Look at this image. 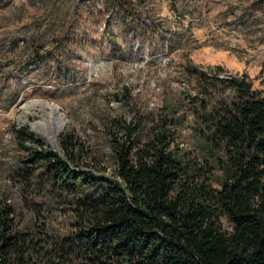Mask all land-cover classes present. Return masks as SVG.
<instances>
[{"label":"trees","instance_id":"obj_1","mask_svg":"<svg viewBox=\"0 0 264 264\" xmlns=\"http://www.w3.org/2000/svg\"><path fill=\"white\" fill-rule=\"evenodd\" d=\"M200 78L192 101L157 108L126 87L108 154L73 129L52 149L17 128L28 155L0 188V264H264V89Z\"/></svg>","mask_w":264,"mask_h":264},{"label":"rangeland","instance_id":"obj_2","mask_svg":"<svg viewBox=\"0 0 264 264\" xmlns=\"http://www.w3.org/2000/svg\"><path fill=\"white\" fill-rule=\"evenodd\" d=\"M214 75L264 89V0H0V188L28 155L17 128L52 149L73 129L108 154L104 119L123 112L126 87L135 107L157 108L175 92L192 101ZM32 100L58 106L57 138L36 128L46 116L24 109Z\"/></svg>","mask_w":264,"mask_h":264},{"label":"bare ground","instance_id":"obj_3","mask_svg":"<svg viewBox=\"0 0 264 264\" xmlns=\"http://www.w3.org/2000/svg\"><path fill=\"white\" fill-rule=\"evenodd\" d=\"M35 107L43 109L45 111L43 116H46L43 118L45 122L41 121L35 124L36 128L41 129L45 126V131H47L51 137H56L65 123L64 117L61 115L58 106L44 100H32L24 105L26 111Z\"/></svg>","mask_w":264,"mask_h":264}]
</instances>
